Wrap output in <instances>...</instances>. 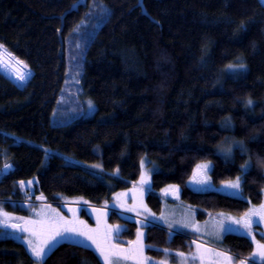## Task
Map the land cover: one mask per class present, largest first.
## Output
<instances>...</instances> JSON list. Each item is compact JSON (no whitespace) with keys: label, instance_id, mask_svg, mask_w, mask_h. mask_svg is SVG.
I'll return each mask as SVG.
<instances>
[{"label":"trees","instance_id":"obj_1","mask_svg":"<svg viewBox=\"0 0 264 264\" xmlns=\"http://www.w3.org/2000/svg\"><path fill=\"white\" fill-rule=\"evenodd\" d=\"M77 26L90 33L81 82L97 108L91 117L55 125L52 114L67 70L66 38ZM0 44L30 72L25 82L0 73V201L103 208L111 223H127L122 236L134 238L141 220L126 214L136 213L109 204L138 181L145 157L158 169L146 194L157 212L165 198L177 200L161 193L171 184L180 186L178 200L194 206L199 220L242 214L263 201L260 166L249 173L242 198L188 185L196 164L205 160L214 162V184L240 174L248 155L237 153L234 164L226 163L217 153L225 137L244 141L254 164L257 156L264 159L261 0H0ZM232 63L245 64L247 71L233 75L226 69ZM226 117L230 129L222 127ZM6 164L12 167L4 172ZM33 177L35 194L27 195L20 181ZM144 228L147 243L190 249L183 232L170 236L166 227ZM223 244L253 254L247 236L230 233ZM30 257L23 243L0 239V264H36ZM82 261L102 264L93 247L70 240L45 258V264Z\"/></svg>","mask_w":264,"mask_h":264},{"label":"snow or ice","instance_id":"obj_2","mask_svg":"<svg viewBox=\"0 0 264 264\" xmlns=\"http://www.w3.org/2000/svg\"><path fill=\"white\" fill-rule=\"evenodd\" d=\"M261 3L264 4V0H261ZM3 48L4 45L0 44V49ZM237 59L242 60L243 57L241 56ZM15 63L17 65H23V62L19 60ZM0 64H3L6 69L14 72L20 81L23 82L27 79V76L22 74L18 67L13 66L11 58L9 61H5L3 57H0ZM226 69L229 71L236 69L247 71L246 65L243 63L228 64ZM232 74L240 75L239 72L235 71H232ZM75 75L78 77L80 72L77 71ZM77 83H79V80H77ZM246 103L251 106L253 101L249 98ZM94 107V103L89 100V110H94ZM222 127L225 129H230L232 127L231 117L225 118ZM217 153L222 156L226 163L231 164L235 163L237 153L248 155V159L239 166L240 174L224 181L225 188L232 190L234 196H242L243 186L247 183L249 173L255 166L264 167V159L257 156L254 164L253 157L249 154V149L244 141L235 140L231 137H225V142L218 147ZM144 166L145 160L142 158L140 160L142 171L140 173L138 184H134L133 187L126 192L116 193V204H114L113 207L119 206L127 212L136 213L137 216L143 215L144 221L137 222L141 223L142 227H147L149 218L151 217L154 220L156 217L155 213H152L151 210L147 208L143 199L145 191L151 188L152 179L151 172L143 170ZM11 167L12 165H5V168ZM94 167L102 170V165L100 164H97ZM213 167L211 161H204L196 164L192 180L205 188L210 187L211 177L208 175V172ZM152 171H158V169L154 167ZM119 173L120 170L116 169L114 175L119 176ZM24 183V181H20L22 186ZM28 183L31 184L33 181H28ZM168 188L172 189L176 194L180 191L179 185H169ZM129 194H131L133 200V204L131 205L127 203L126 199ZM37 199L42 200L44 197H37ZM71 211L73 212V217L69 219L64 217L58 211L55 212V215L53 216L46 213L44 210H41L35 213L38 217L37 219L16 218L22 220V223H10L12 217L7 213H0V225L11 227L20 233L27 234L26 237L22 238H26L28 249L31 252L30 258L34 257L36 259V264H45V258L48 256L49 252L62 240H70L72 243L77 244L86 250L94 246V251L98 254L102 264H149L150 258L144 254L146 246L143 242L145 234L142 231V228L137 229L135 240L124 242V244L130 246L124 247L121 244H117L116 240L119 239L120 233L126 231V229L122 228L120 225L108 224L106 220L108 212L105 209H93L97 214V227L95 228L89 227L85 221L80 220L78 216L75 215L77 211L76 209H71ZM221 216H223V214H221ZM257 218L260 223H264V203L250 207L241 218L229 216L216 221L212 226V230L207 233L203 232L199 223L194 220L182 219L178 223L180 227L190 229L193 233L209 235L214 238L217 243H220L223 240L224 234L236 230L233 228V225H239L241 226V230H243L247 236L251 237L255 244V251L252 255L254 257H259L261 264H264V239L257 240L256 233L253 231V226L257 223ZM161 219H164V217H161ZM260 235L264 237V233H260ZM193 243L195 244L196 251L191 255H185L183 252L176 253L182 264L187 260L198 261V264H235L236 257L229 254L228 251L209 248L196 241H193ZM163 251L166 255L169 252L168 249H164ZM82 264H87V261H82ZM155 264H167V261H156ZM238 264H248V261L247 259H239Z\"/></svg>","mask_w":264,"mask_h":264},{"label":"rangeland","instance_id":"obj_3","mask_svg":"<svg viewBox=\"0 0 264 264\" xmlns=\"http://www.w3.org/2000/svg\"><path fill=\"white\" fill-rule=\"evenodd\" d=\"M89 35H90V33L87 32V30L85 32L79 26L78 28L75 29L73 34H69L66 38L67 70H66L65 80H64V83L62 86L61 93L58 97L57 104H56V106L53 110V114H52V123L55 125L66 124L76 117H91L96 112V108H97L96 103L94 102V100L90 96L85 95L83 87H82V82H81L82 74L84 71V64L83 63H84V59H85V52H86L85 49H86V45H87L86 37ZM2 51L9 58L16 61L7 52H5L4 50H0V52H2ZM77 71L80 72V75L78 77L75 75V73ZM231 71L238 72V71H242V70L236 69V70H231ZM29 74H30V72H29ZM77 80H79V83H77ZM89 100H91L94 103V106H95L94 110H89V108H88V101ZM233 139H235V138H233ZM235 140H238V139H235ZM143 159L145 160V166H144L143 170L150 171L151 176H152V169L154 167L149 163V160L147 157H145ZM66 160L70 163L83 165V163L79 160H75V159L68 158V157H66ZM205 161H211L212 165H214V162L212 160H205ZM201 162H204V161H201ZM201 162H199V163H201ZM195 168H196V166H195ZM195 168H194V170H195ZM9 169L10 168L4 167V172H7ZM194 170H193V172H194ZM211 170L212 169H210L208 172V175L210 177H211ZM141 171H142V169H141ZM193 172H192V174L188 180V185L192 189H194L196 191H217L219 193H223V194L230 195L233 197H241L242 198V196H234L232 194V190L226 189L224 186V182H222L220 184H214V182L212 181V178H211V186L207 187V188H205L204 186H202L200 184L195 183L192 180ZM139 179L134 184H138ZM28 181H33V183L29 184ZM24 182H25L24 185L23 186L21 185L23 187L24 192H26L27 195H29L28 193L35 194L34 185L37 183V178L33 177L31 179L24 180ZM171 185H176V184H171ZM168 186L169 185L164 187L162 189L161 193L165 194L169 197L174 198L175 192L172 189H169ZM26 188H30L29 192L26 190ZM148 190L149 189H147L144 193V197H143L144 203L146 204L147 208L151 210L152 213H155V217H156V219H154V220L151 217L149 218L152 221V224H149V225L164 227L162 224H165V225H168L169 227H172L171 229H179V228L185 229V228L180 227L178 222L181 221L182 219L191 220L190 217L185 216V214H186L185 211L187 210V208L183 207L184 205L185 206H190V205H186V204L180 202L178 200V198H176L177 200H175V202H170V201H168V199L165 198L163 200V206H162L161 211L157 212V211L153 210L149 206V204L147 203L146 194H147ZM165 190H167V191H165ZM123 192H126V191H123ZM126 199H127V203L129 205L133 204L131 194H129V196ZM77 200H81V198H78ZM22 201L23 200H16V199L13 201H8V202L0 201V213L9 214V216L12 217V219L10 220V223H22L23 222L22 220H19L16 218L37 219L38 217L35 215V213L39 212L41 210H44L46 213H49L50 215H53V216L55 215V212L58 211L64 217L71 219L73 217V212H71L70 210L73 208H78L77 209L78 213L77 214L75 213V215L78 216V218L80 220L85 221L89 227H91V228L97 227V215H95L96 219H94V221H93V218L91 219V217L89 216L90 213L88 211V207H82L79 205L68 206L67 208H69L68 209L69 211H67L65 207H60V206L45 207V205H43V204L41 206H38L39 204L30 205L27 203H22ZM24 201L35 202V200H31V199L24 200ZM39 201H41V200H39ZM262 202L264 203V190H263V201ZM114 204H116V202H113L109 205L113 206ZM190 207L195 208L194 206H190ZM116 208L120 209L119 206H116ZM181 212H182V214L180 215ZM132 213H134V212H132ZM230 214H233V213H230ZM141 216H143V215H141ZM196 216H197V213H196ZM213 216H216V215H213ZM161 217H164V219H161ZM239 218H241V217H239ZM142 219L144 220V218H142ZM214 219H216V218L211 217V216L210 217L208 216L207 218L202 219V220L198 219V221L200 222L199 225L201 226L203 232L207 233V232H210L212 230L213 224L216 221H218V220H214ZM151 221H149V222H151ZM114 223H115V225H120L124 229L127 225V223L123 222V221H115ZM259 225H260V228L259 227L256 228L253 226V230L257 229L258 231H260V233H264V223H260ZM136 228L137 229L142 228L143 232H144V230H146V228L142 227L141 224H139L138 227H136ZM233 228L236 230L224 234L223 240H224V237L230 233L238 234V235L242 234V232H237L238 228L241 229V226L233 225ZM185 230L188 231V233H183V235L187 236L189 244H192L193 241H196V242H199V243L206 245L209 248H215V249L221 250V251H228L229 254L233 255L234 257H237L235 264H238L239 259L247 258V259H251V260H255V261L257 260V258H254L252 254L247 255L242 251H238V253L232 252L231 250L227 249L224 246L223 240L220 243H217L214 238L210 237L207 234L201 235L200 233H193V231L190 229H185ZM175 231L176 230H168V232H171L172 236L175 234ZM122 233H123V231L120 233L119 239L116 240V243L121 244L124 247H129L130 245L124 244V242L135 240L136 236L134 238H127V237L122 236ZM26 235H27L26 233H20L19 231H17L16 229H13L11 227H5L3 225H0V239H2V238H13V239L23 243L28 249L26 238H22V237H26ZM247 237H249V236H247ZM143 242L146 246L145 250H144V254L150 258L149 264H155L156 261H162V260H166L167 264H182L180 258L176 255V253L183 252V253H185V255H188L187 251L174 250V249L166 248V247H163L160 244L155 243V242L154 243H147L145 240V235H144V241ZM93 248H94V246H93ZM149 248L156 250V251L157 250L163 251L164 249H168L169 252L166 255L164 251H163V253H157L155 251H149L148 250ZM28 251H29V249H28ZM194 252L195 251H192L189 255H191ZM29 253L31 254L30 251H29ZM257 261H259V260H257ZM183 264H198V261L187 260V261H184ZM248 264H251V263L248 262Z\"/></svg>","mask_w":264,"mask_h":264},{"label":"crops","instance_id":"obj_4","mask_svg":"<svg viewBox=\"0 0 264 264\" xmlns=\"http://www.w3.org/2000/svg\"><path fill=\"white\" fill-rule=\"evenodd\" d=\"M180 197V191H179V193L178 194H176L175 193V197L174 198H179ZM242 197H243V195H242ZM261 203H263V202H261ZM259 205V204H258ZM39 206H41V205H39ZM252 206H254V205H251L250 207H252ZM45 207H48L47 205H45ZM51 207V206H50ZM183 207H185V208H187V210L185 211V216H188V217H190V219L191 220H194L195 222H198V223H200L199 221H198V219H197V216H196V213H197V210H196V208H193V207H190V206H183ZM249 207V208H250ZM248 208V209H249ZM69 208H67L66 207V210L67 211H69L68 210ZM73 209H78V208H73ZM93 209H98V208H88V211H89V216L91 217V219L93 218V221H94V219H96V217H95V215H97L94 211H93ZM71 211V210H70ZM78 211V210H77ZM76 211V214L78 213ZM248 211V210H247ZM247 211H245V212H247ZM72 212V211H71ZM245 212L244 213H242V214H230V213H228V212H221L220 214H218V215H216V216H211V217H215L216 219H214V220H222V219H224V217H229V216H231V217H235V218H239V217H243L244 216V214H245ZM182 214V212L180 213V215ZM221 214H223V216H221ZM210 217V216H209ZM106 220H107V223L108 224H110V225H115V223L113 224V223H111L110 221H109V214L107 215V217H106ZM161 224V223H160ZM260 222H259V220H258V218H257V223L254 225V227H259L260 228ZM164 227H166V228H169L170 230H176V231H179V232H183V233H188V231H186L185 229H181V228H179V229H171L172 227H169L168 225H165V224H162ZM255 233H256V239L257 240H262V239H264V237H262L261 235H260V231H258L257 229H254L253 230ZM237 232H242V234L241 235H245V236H247L245 233H244V231L243 230H241V229H239L238 228V231ZM145 233V232H144ZM249 238H251V237H249ZM252 240V239H251ZM192 251H196V248H195V244H190V249L187 251L188 252V255L192 252ZM254 251H255V244H254V250H253V253H254ZM254 257V256H253ZM237 258V257H236ZM254 258H257V260H259L260 261V259H259V257H254Z\"/></svg>","mask_w":264,"mask_h":264},{"label":"bare ground","instance_id":"obj_5","mask_svg":"<svg viewBox=\"0 0 264 264\" xmlns=\"http://www.w3.org/2000/svg\"><path fill=\"white\" fill-rule=\"evenodd\" d=\"M0 57H3V59L5 60V61H9V57L5 54V53H3V51L2 52H0ZM16 61H14V60H12L11 59V63L13 64V66H15V67H18L19 68V70H20V72L22 73V74H24V75H26L27 76V79H28V77L30 76V74H29V72L23 67V66H21V65H17L16 63H15ZM0 73H2L3 75H5L7 78H9L10 80H12L13 82H18L19 81V79L17 78V76H16V74L14 73V72H12V71H10V70H8V69H6L4 66H3V64H0ZM26 79V80H27ZM25 80V81H26ZM77 201V200H76ZM31 202V201H30ZM27 203H28V201H27ZM32 203V202H31ZM42 203V202H41ZM60 205H65V206H77L78 205V202H64L63 204H62V202H60L59 203ZM132 216H134V217H137L139 220H141V221H144L142 218H144L143 216H135L134 214H130V213H127L126 214V217H132ZM123 218V217H122ZM149 221H151L150 219H149ZM149 224H152V221L151 222H149L148 223V225ZM177 232L178 231H175V234H177ZM186 236V235H185Z\"/></svg>","mask_w":264,"mask_h":264},{"label":"built area","instance_id":"obj_6","mask_svg":"<svg viewBox=\"0 0 264 264\" xmlns=\"http://www.w3.org/2000/svg\"><path fill=\"white\" fill-rule=\"evenodd\" d=\"M122 213H123V212H122ZM125 214H126V213H125ZM245 259H247V258H245ZM247 261H248L249 263H251V264H261V263L255 261V260H251V259H247Z\"/></svg>","mask_w":264,"mask_h":264},{"label":"water","instance_id":"obj_7","mask_svg":"<svg viewBox=\"0 0 264 264\" xmlns=\"http://www.w3.org/2000/svg\"><path fill=\"white\" fill-rule=\"evenodd\" d=\"M22 82V81H21ZM24 82V81H23Z\"/></svg>","mask_w":264,"mask_h":264}]
</instances>
